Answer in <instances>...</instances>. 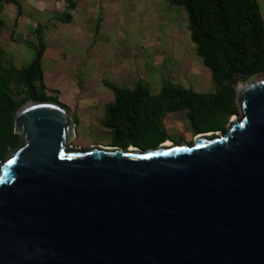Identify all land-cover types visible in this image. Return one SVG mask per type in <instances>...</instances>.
Wrapping results in <instances>:
<instances>
[{
    "label": "water",
    "instance_id": "1",
    "mask_svg": "<svg viewBox=\"0 0 264 264\" xmlns=\"http://www.w3.org/2000/svg\"><path fill=\"white\" fill-rule=\"evenodd\" d=\"M235 75L224 133L146 151L71 146L31 87L0 164V264H264V78Z\"/></svg>",
    "mask_w": 264,
    "mask_h": 264
},
{
    "label": "trees",
    "instance_id": "2",
    "mask_svg": "<svg viewBox=\"0 0 264 264\" xmlns=\"http://www.w3.org/2000/svg\"><path fill=\"white\" fill-rule=\"evenodd\" d=\"M167 1L184 10L190 42L210 72L215 90L201 94L164 83L158 94L152 95L140 83L130 89L106 83L113 102L105 106L101 126L111 133L112 147L155 148L165 143L168 136L162 119L177 112H183L193 136L224 133L229 118L238 114L231 74L239 72L245 76L235 75V80H248L264 73V21L256 0ZM36 51L38 58L28 79L30 65L15 70L6 67L0 56V163L19 143L12 109L20 101L18 98L31 97V87L36 103H52L67 110L57 98L46 94L40 68L44 49L39 45Z\"/></svg>",
    "mask_w": 264,
    "mask_h": 264
},
{
    "label": "crops",
    "instance_id": "3",
    "mask_svg": "<svg viewBox=\"0 0 264 264\" xmlns=\"http://www.w3.org/2000/svg\"><path fill=\"white\" fill-rule=\"evenodd\" d=\"M140 1L145 8L138 7L131 20L133 24L125 25L124 16L119 15L123 0H0V49L26 46L34 50L41 45L44 52L40 68L46 94L63 89L67 100L61 105L73 107L80 97L77 80L113 76L117 81L124 70L116 74L109 67L120 65L131 72L124 57L125 51L134 55L139 50L130 49L132 43L139 48L145 46L148 38L153 40L156 35L157 23L167 25L184 18V12L167 0ZM256 1L264 21V0ZM141 29L144 34L137 36ZM4 54L3 64L15 70L30 65L29 62L14 65ZM108 58L115 62H108Z\"/></svg>",
    "mask_w": 264,
    "mask_h": 264
},
{
    "label": "rangeland",
    "instance_id": "4",
    "mask_svg": "<svg viewBox=\"0 0 264 264\" xmlns=\"http://www.w3.org/2000/svg\"><path fill=\"white\" fill-rule=\"evenodd\" d=\"M140 6L141 9L145 8V4L140 0H123L119 7V15L120 17L124 16L125 25L133 24L131 21L132 17ZM177 8L184 12L182 8ZM260 9H262L261 6ZM179 19L167 25L165 23H157L159 26L155 28L156 35H154L153 40L148 38L147 43L144 44L145 46H142L143 48H139L136 43H132L130 49L139 50L134 51V55L130 50L125 51L124 57L131 72L126 71L125 68L127 67L124 69L120 68V65L118 67L116 65L109 67V71L116 74L118 70H124L123 73L119 74L118 77L120 79H116L117 81L113 80V76H110V78H107V76L89 77L86 81L77 80L78 82L75 84L79 87L80 97L75 99L76 105L66 108L71 119L74 123L76 122L74 137L69 142L71 146L84 150L91 147L104 149L112 147L111 133L101 126L105 106L113 102L112 91L105 86L106 83H111L117 88L126 89L133 88L137 83H140L147 87L152 95L158 94L164 83L191 89L201 94L214 92L215 87L211 74L203 66L202 60L196 56L195 47L189 39V32L184 26L187 23L186 15H184L182 21ZM142 34H144V30H138L137 36ZM125 44L129 46L130 43L126 42ZM3 54L4 58L11 60L14 65L23 62H29L28 64H30L35 58V50L28 49L26 46H21L19 49H0L2 59ZM111 59L108 58V62H115L116 58ZM117 61H120V59H117ZM5 65L6 67L9 66L8 64ZM261 78H264V73L248 80L243 77H238L237 80L244 85ZM80 89L82 90L80 91ZM12 92L15 93V91ZM47 94L57 98L59 104L66 103L67 99L63 96V89L54 92L48 91ZM61 95L63 97H60ZM18 99L20 100L18 103L27 100ZM14 100L17 101V97H14ZM233 117L229 118L228 124ZM162 122L168 136V141L166 142L174 145H191L194 141L196 136L190 133L183 112L166 114ZM138 149L146 151L151 149V147ZM4 160H6V157Z\"/></svg>",
    "mask_w": 264,
    "mask_h": 264
},
{
    "label": "bare ground",
    "instance_id": "5",
    "mask_svg": "<svg viewBox=\"0 0 264 264\" xmlns=\"http://www.w3.org/2000/svg\"><path fill=\"white\" fill-rule=\"evenodd\" d=\"M164 145H166V146H169V145H171L169 142H166Z\"/></svg>",
    "mask_w": 264,
    "mask_h": 264
}]
</instances>
